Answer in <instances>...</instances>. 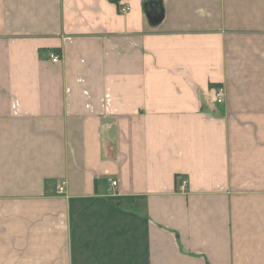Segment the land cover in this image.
I'll list each match as a JSON object with an SVG mask.
<instances>
[{"label": "crops", "instance_id": "1", "mask_svg": "<svg viewBox=\"0 0 264 264\" xmlns=\"http://www.w3.org/2000/svg\"><path fill=\"white\" fill-rule=\"evenodd\" d=\"M0 264H264V0H0Z\"/></svg>", "mask_w": 264, "mask_h": 264}, {"label": "built area", "instance_id": "2", "mask_svg": "<svg viewBox=\"0 0 264 264\" xmlns=\"http://www.w3.org/2000/svg\"><path fill=\"white\" fill-rule=\"evenodd\" d=\"M130 9V5L129 4H125L124 6L121 7V12H127ZM51 58L54 62H58L60 60L59 55L52 53L51 54ZM215 99L217 102L222 103L225 100V88L224 87H219L216 91H215ZM108 181L111 185V190H115L117 189L118 185H119V181L116 178L113 177H109ZM187 183L188 181L186 179H184L180 185V187L185 190L187 187ZM65 186H66V182L62 181L58 186H57V191L59 193H64L65 192Z\"/></svg>", "mask_w": 264, "mask_h": 264}, {"label": "rangeland", "instance_id": "3", "mask_svg": "<svg viewBox=\"0 0 264 264\" xmlns=\"http://www.w3.org/2000/svg\"><path fill=\"white\" fill-rule=\"evenodd\" d=\"M123 6H124V5H123ZM121 7H122V6H121ZM121 7H120V10H121ZM55 54H57V53H55ZM57 55H59V54H57ZM59 57H60V55H59ZM51 59H52V58H51ZM60 59H61V57H60ZM59 61H60V60H59ZM59 61H58V62H59Z\"/></svg>", "mask_w": 264, "mask_h": 264}]
</instances>
